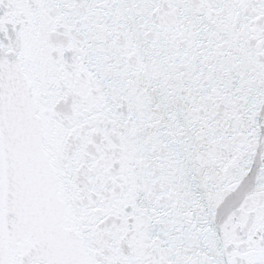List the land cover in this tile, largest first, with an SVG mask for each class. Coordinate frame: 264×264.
I'll return each instance as SVG.
<instances>
[{
  "label": "snow or ice",
  "instance_id": "obj_1",
  "mask_svg": "<svg viewBox=\"0 0 264 264\" xmlns=\"http://www.w3.org/2000/svg\"><path fill=\"white\" fill-rule=\"evenodd\" d=\"M0 264H264V0H0Z\"/></svg>",
  "mask_w": 264,
  "mask_h": 264
}]
</instances>
